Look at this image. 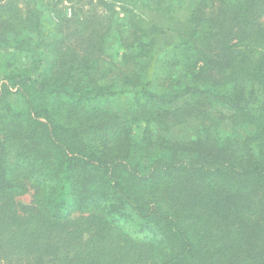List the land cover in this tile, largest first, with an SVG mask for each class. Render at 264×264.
I'll use <instances>...</instances> for the list:
<instances>
[{
  "label": "trees",
  "instance_id": "trees-1",
  "mask_svg": "<svg viewBox=\"0 0 264 264\" xmlns=\"http://www.w3.org/2000/svg\"><path fill=\"white\" fill-rule=\"evenodd\" d=\"M16 1L0 0L4 62L41 47L43 3ZM84 5L61 21L53 61L44 65L47 51H38L33 68L1 69L0 259L264 264V0ZM117 5L123 36L109 32ZM167 30L183 72L173 76L168 61L155 80L143 79ZM112 38L121 72L100 63ZM128 92L122 111L101 104ZM189 118L198 126L191 139L152 137L150 124ZM29 188L33 204L18 205Z\"/></svg>",
  "mask_w": 264,
  "mask_h": 264
},
{
  "label": "rangeland",
  "instance_id": "rangeland-1",
  "mask_svg": "<svg viewBox=\"0 0 264 264\" xmlns=\"http://www.w3.org/2000/svg\"><path fill=\"white\" fill-rule=\"evenodd\" d=\"M26 1L33 4L36 3H43V8H40V11L43 21L42 26V32L38 37L37 42L40 43V48H35V45L32 44V47L30 50L24 51L22 53H17L15 56H13L9 61L4 62L3 59H0V79L3 76V73L1 72V69L3 71H9L12 70L13 67H25V68H33L36 65V57L37 52L41 51L43 54L45 51H47L43 58V64L47 65L48 62L54 60V55L50 51H48V48L50 47V43L54 41L55 38L58 37L60 32V26L62 24V20L64 21L66 18H72V11L76 10L75 7H78L79 5H84L86 0H82V2H79V0H17V4L22 9L26 7ZM96 1V0H94ZM4 2V0H2ZM169 3H186V0H167ZM95 7L100 8L103 5L101 3H94ZM85 8H87V4L84 5ZM116 13L114 14V18L112 21V24L110 25L111 28L109 32L112 34H115L113 36L118 35H125L127 33L129 26L127 24L126 16L123 10L120 8V6H116ZM109 13V10H107ZM79 15H83L82 12H79ZM164 18H166L164 16ZM161 15L157 14L155 16V19L159 22H161V25L164 26V22L166 25L169 24L167 19H164ZM169 29H172L175 27V22H170ZM81 29V26L77 28L79 30ZM88 30V28H87ZM32 43L37 38V35L32 33ZM174 33H172L170 30H167L163 34H159L155 37V47H154V54L156 55L154 58L153 63H147V69L148 71H143L144 76L143 79L147 78L148 76L155 80V76L157 73L162 71V69L165 67V64L168 63V61L171 63V68L173 70V76H179L183 72L182 68L180 66L174 65V62L177 60L175 59L176 56H178V50L174 49V44H177V41L175 39ZM109 40V39H108ZM114 38L110 39L108 44L104 46V51L101 52V64L103 66H109L112 68L114 72H121L122 69V63H121V53L122 48H117V45L114 43ZM114 46V47H113ZM14 90V88H13ZM132 97V93L128 92L125 95H119L114 96L110 98H106L101 104L106 109H109L113 112H119L122 111L127 101ZM178 102L181 101V99L177 100ZM10 102L14 103V105H18L17 98L14 96V94L10 95ZM150 129L152 130V137H156L157 133H165L168 137H175V138H181V139H191L194 137L197 131V122L192 119H188L187 122H184L182 126H176L175 128H167L163 129L160 128V126H156V124L152 123L149 125ZM229 127V126H228ZM238 128V127H237ZM145 129V124L141 125H134V133L138 134L141 133ZM239 129V128H238ZM228 131H231L228 129ZM35 193L34 188H29V191L25 194L18 196L15 199V202L18 205L28 207L31 206L33 203V194ZM78 215H74V217H77ZM3 262L6 264L5 260L0 259V263Z\"/></svg>",
  "mask_w": 264,
  "mask_h": 264
}]
</instances>
